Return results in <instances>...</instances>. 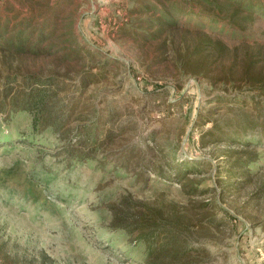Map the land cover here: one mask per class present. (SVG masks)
Listing matches in <instances>:
<instances>
[{
    "label": "rangeland",
    "instance_id": "rangeland-1",
    "mask_svg": "<svg viewBox=\"0 0 264 264\" xmlns=\"http://www.w3.org/2000/svg\"><path fill=\"white\" fill-rule=\"evenodd\" d=\"M0 264H264V0H0Z\"/></svg>",
    "mask_w": 264,
    "mask_h": 264
}]
</instances>
